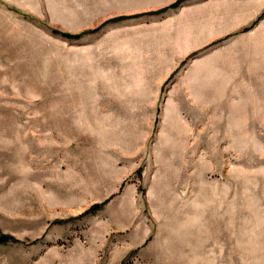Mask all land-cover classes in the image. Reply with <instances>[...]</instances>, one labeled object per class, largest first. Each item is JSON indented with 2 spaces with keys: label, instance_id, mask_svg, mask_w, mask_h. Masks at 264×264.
Here are the masks:
<instances>
[{
  "label": "rangeland",
  "instance_id": "1",
  "mask_svg": "<svg viewBox=\"0 0 264 264\" xmlns=\"http://www.w3.org/2000/svg\"><path fill=\"white\" fill-rule=\"evenodd\" d=\"M0 264H264V0H0Z\"/></svg>",
  "mask_w": 264,
  "mask_h": 264
}]
</instances>
